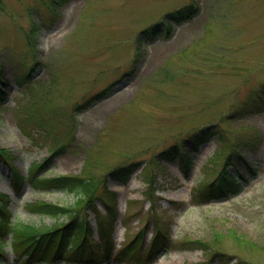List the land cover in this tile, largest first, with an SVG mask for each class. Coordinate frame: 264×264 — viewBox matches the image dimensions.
I'll return each mask as SVG.
<instances>
[{
	"label": "rangeland",
	"instance_id": "374dc122",
	"mask_svg": "<svg viewBox=\"0 0 264 264\" xmlns=\"http://www.w3.org/2000/svg\"><path fill=\"white\" fill-rule=\"evenodd\" d=\"M196 2L199 7L190 19H169L173 10ZM34 61V87L28 91L15 76ZM1 67L11 85L0 107V147L15 153V164L28 176L31 166L49 157L50 146L64 141L70 131L66 150L52 155L38 176L80 174L92 157L90 172L106 178L98 194L107 199L110 190L116 193V249L141 229L145 247L159 225L168 233L170 247L149 264H264V98H255L264 88V0H0ZM107 87L108 94L83 105ZM35 96L48 104L40 102L33 119L25 106ZM256 103L257 110L247 111ZM233 113L237 116L231 120ZM36 119L51 124L40 128ZM210 120H219L217 129L226 136L239 132L249 137L250 144L239 149L242 158L222 149L229 140L220 141L217 135L191 149L189 129ZM165 139H177L191 150L189 174L174 160L155 158L153 147ZM125 151L128 159L145 153L152 167L141 171V161L123 183L103 169ZM246 162L257 172L249 171ZM235 167L241 174L235 177L237 193L218 199L201 196L219 170L234 174ZM10 174L0 163V191L9 193L13 215L29 223L40 220L27 212L30 202H74L73 192L37 190L30 182L17 192ZM146 175L153 178V205L143 197L149 190ZM94 200L105 215L102 201ZM85 210L97 242L95 212ZM186 238L203 243H184ZM6 249V264H48L24 253L17 261ZM53 264L144 263L111 256Z\"/></svg>",
	"mask_w": 264,
	"mask_h": 264
},
{
	"label": "trees",
	"instance_id": "16d2710c",
	"mask_svg": "<svg viewBox=\"0 0 264 264\" xmlns=\"http://www.w3.org/2000/svg\"><path fill=\"white\" fill-rule=\"evenodd\" d=\"M199 4L191 3L189 5H184L183 8L173 10V13H169L168 17L171 21H176L177 23H183L184 20L190 19L192 17ZM161 23H158V27ZM34 29L32 30V32ZM169 32V30H167ZM30 35V34H29ZM28 49L31 47L32 40L31 37L27 35ZM30 51V50H29ZM37 61L33 62V65H28L23 73H17L15 76L16 83L20 88L27 87L30 91L34 87L31 81L32 71L35 68ZM8 77L5 76L4 70L0 68V107L8 98V90L11 84L8 83ZM110 92V87L103 88L100 92L92 95L90 99L86 100L83 105H89L91 101L100 99ZM262 93V94H261ZM256 99L264 98V88L260 93L255 94ZM45 101V100H44ZM48 104L43 103V101L38 98V96L33 97V101L26 105L27 116L34 119V114L41 105ZM260 104H253L252 108H247V111L257 110ZM262 105V104H261ZM80 107V106H79ZM78 107V108H79ZM237 112V110L235 111ZM243 113V112H241ZM230 118L231 120L237 116V113H233ZM239 114V113H238ZM231 115V114H229ZM222 119V118H221ZM219 120H210V122L201 125L196 129H189L188 141L191 144L190 147L197 149L201 144L209 142L212 136L217 135L220 141H227L222 145V149L228 148L229 155L233 157L240 156V150L244 146H248L250 142L249 137H243L239 132L235 133L233 137L224 134V129L221 131L217 129ZM24 124L23 122H21ZM48 124H51L49 120L46 122L42 119H36V126L40 128H46ZM47 134V132H46ZM71 132L69 131L66 139L59 144H54L50 146L51 151L49 157L45 158L44 161L34 164L30 168V173L28 178L19 170L17 165H15V153L8 147H0V163L7 165L9 170L12 172L10 181L15 191H19L21 187L30 181L36 189H59L64 191L73 192L75 195L74 202L71 205H60L55 203H49L44 200L30 202L27 205L28 212L32 214H37L40 216L39 221L27 222L21 219L20 216L13 215L11 210V200L7 193L0 192V264H6L8 260L7 249L11 248L15 258L19 259L24 253L27 255V259H32L38 262H46L48 264H53L61 260L67 261H101L102 259L108 260L111 256L117 261H124L126 263L136 262L149 264L155 258L162 248L170 247L169 236L164 230H160V226L153 232L149 243L143 247L141 242L144 237L143 229L139 230L137 234L129 239V243L123 245L122 247L116 249L114 239H113V229L115 220L117 218L116 210V193L110 190L107 199H103L99 191L105 189V179L101 176L95 174L92 175V169L95 162L92 157L88 156L84 169L80 174H74L71 176H58V177H46L43 175L38 176V171L40 168L46 166L51 160V156L54 154H59L62 150H66L68 145ZM171 137L179 139L180 134H174ZM177 139L173 141H167L166 139L162 141L160 146H155L153 149L155 158L157 160L167 159L174 160L183 169L184 173L189 174L191 168L193 167V155L191 150H186L183 146V142H179ZM166 143V144H165ZM152 149V150H153ZM224 151V150H223ZM123 157L117 159L113 164L105 165L103 172L108 171L110 175L119 181L126 183L131 175L139 167L138 165L141 161H145L143 171L147 167H152V161L144 157L143 152H136L134 158L128 159V154L123 152ZM225 156V155H224ZM245 167L254 173L255 171L252 166L246 162ZM92 171V172H90ZM237 167L234 168V174H231L226 169L219 170L217 175L212 179L208 180L201 192L202 197L207 199L214 198H225L230 194L237 193L240 183L235 180L236 175L241 176L237 172ZM152 176L146 175L145 181L149 187L148 194L143 193V197L150 200L151 205L155 203V190L151 189ZM103 185V186H102ZM94 199H99L102 201V205L105 208L106 214L102 215L97 211V207ZM86 208H90L95 212L94 220L96 222V233L99 236L97 242L94 241L92 237V229L90 222L86 220L88 212ZM65 216V219L60 217ZM53 217L52 222L45 224L44 217ZM92 237V238H91ZM92 239V241H90ZM184 243L196 242L197 244H202L201 240H190L183 239ZM93 242V243H92ZM196 264V263H195Z\"/></svg>",
	"mask_w": 264,
	"mask_h": 264
}]
</instances>
